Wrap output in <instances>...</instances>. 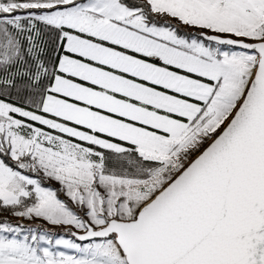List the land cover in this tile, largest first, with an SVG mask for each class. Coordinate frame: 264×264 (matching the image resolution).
<instances>
[{
  "label": "snow or ice",
  "instance_id": "6c2138e0",
  "mask_svg": "<svg viewBox=\"0 0 264 264\" xmlns=\"http://www.w3.org/2000/svg\"><path fill=\"white\" fill-rule=\"evenodd\" d=\"M0 264H264V0H0Z\"/></svg>",
  "mask_w": 264,
  "mask_h": 264
}]
</instances>
